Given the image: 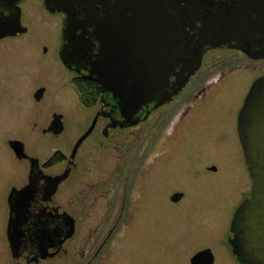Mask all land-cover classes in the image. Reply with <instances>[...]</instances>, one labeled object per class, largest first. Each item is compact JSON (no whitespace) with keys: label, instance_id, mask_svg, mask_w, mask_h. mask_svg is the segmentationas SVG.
I'll return each instance as SVG.
<instances>
[{"label":"flooded vegetation","instance_id":"obj_1","mask_svg":"<svg viewBox=\"0 0 264 264\" xmlns=\"http://www.w3.org/2000/svg\"><path fill=\"white\" fill-rule=\"evenodd\" d=\"M26 1L18 3L21 25V6ZM42 2L50 15L61 19L56 46L61 70L71 76L70 82L93 85L96 101L85 106L74 97L69 107L55 99L43 104L48 89L39 86L32 93L37 107H13L19 124L6 122L0 134V264H102V248L108 239L113 234L117 238L123 226L134 227L145 201L170 174L173 163L186 158L187 148L208 142L210 136L218 139V145H228V135L221 140V130H207L217 122L215 101L210 98L206 109L198 105L214 84L251 74L229 126L234 127L245 165L238 119L246 99L247 103L254 101L264 91V0ZM10 12L0 6V18ZM134 28L140 32L129 35ZM125 51L132 58L126 60L130 66L122 60ZM139 64L146 65L147 71L142 72ZM101 66L102 77L127 74L129 81H138L147 76L164 85L156 87L158 91L144 102L134 104L128 102L127 92L100 84L96 72L101 75ZM21 73L10 77L9 65L0 63V108L4 112L11 97L10 82L17 83ZM230 81L238 83V79ZM256 82L261 91L248 96ZM203 118L211 123L198 124ZM186 120L184 127H177ZM148 122L153 126L140 127ZM65 127L82 128L68 156L58 148ZM161 142L166 147L164 155H154L160 152ZM86 144L90 148L86 156L93 157L91 169H98L92 174L102 171L98 181L82 179L89 175L84 172L86 157L79 156ZM107 147L117 153L110 164L100 157ZM212 168L206 171L215 172ZM238 205L226 242L233 260L242 264L230 246L234 238L230 226Z\"/></svg>","mask_w":264,"mask_h":264},{"label":"rangeland","instance_id":"obj_2","mask_svg":"<svg viewBox=\"0 0 264 264\" xmlns=\"http://www.w3.org/2000/svg\"><path fill=\"white\" fill-rule=\"evenodd\" d=\"M21 9L26 34L0 42V63L9 65L10 77L16 71L22 72L17 83L14 80L10 82L12 99L7 100L6 111L0 108V134L6 122L15 127L19 124L20 116L13 107H37L32 93L39 86L48 89L43 104L55 99L69 107L72 99L78 97L70 82L71 76L61 70L56 58L60 17L50 15L44 9L42 0H27ZM249 76L239 75L214 84L208 90V96L198 105V108L206 109L210 107V98L215 101L218 118L214 125L219 127L213 125L207 130H221L219 137L222 140L228 135L229 141H225L228 145H218V139L215 141L210 136L208 142L187 148L186 158L173 163L170 174L161 180L160 187L156 186V192L145 201L147 205L139 211L134 227L123 226L117 238L113 234L108 239L102 248V264H189L190 258L204 249L212 252L214 264H236L226 238L230 236L228 227L233 211L249 193L250 181L233 133L234 127L229 126L234 123L235 114L251 82L252 75ZM232 79H238V83L231 84ZM203 119L198 124L211 123ZM188 122L186 120L177 127H184ZM152 126V122H148L140 127ZM81 130V127H65L58 139L61 155H69ZM127 140L131 143L130 136ZM160 144V152L155 151L154 155H164L166 147L162 142ZM86 145L79 156L86 157L84 172L89 175L82 179L98 181L102 171L100 175L92 174L98 169H91L93 157L89 159L86 156L90 151L89 145ZM96 155L99 156L98 153ZM116 155L109 147L100 152L101 159H105L107 164H110L111 158L115 161ZM210 166L216 171H206ZM174 193L183 195L177 203L168 198ZM61 194L63 199L67 198L65 191ZM77 256L75 252L74 261Z\"/></svg>","mask_w":264,"mask_h":264},{"label":"water","instance_id":"obj_3","mask_svg":"<svg viewBox=\"0 0 264 264\" xmlns=\"http://www.w3.org/2000/svg\"><path fill=\"white\" fill-rule=\"evenodd\" d=\"M21 1L0 0V6L11 10L8 16L0 18V39L18 36L26 32V28L21 25L20 21L18 3ZM48 2L45 5L50 10ZM136 30L137 28H134L128 34L133 35L140 32ZM124 47L123 44L122 49ZM139 52L141 51L139 50ZM121 56L124 61L132 59L126 51L122 52ZM142 60L146 59L142 58ZM124 63L128 66L131 65L129 61ZM139 66L138 68L142 69V72L147 71L146 65L139 64ZM98 70L101 75L97 71L96 76L99 78L101 85L111 86L112 91L120 88L121 91L127 92L130 97L127 99L128 102L134 104L144 102L158 91V87L164 85V83H154L147 76L146 78H139L138 81L132 79L129 81L126 77L127 74H123L122 77L118 78L115 74L102 77V66ZM259 87L258 82L253 84L248 96L252 92L258 94L261 91ZM40 92L42 90H39L38 93ZM247 101L248 99H246L239 114L238 134L243 158L251 180V188L248 196L238 205L233 215L230 231L233 233L234 238L233 242H230V246L232 252L242 264H264V91L254 101L249 103ZM212 170L215 169L212 168ZM181 196L182 194L179 193L174 194L171 201L177 202ZM189 264H214V256L209 249H204L195 253L190 258Z\"/></svg>","mask_w":264,"mask_h":264},{"label":"trees","instance_id":"obj_4","mask_svg":"<svg viewBox=\"0 0 264 264\" xmlns=\"http://www.w3.org/2000/svg\"><path fill=\"white\" fill-rule=\"evenodd\" d=\"M71 83L81 102L85 106H90L96 101V90L94 89L93 85L80 83L75 80Z\"/></svg>","mask_w":264,"mask_h":264}]
</instances>
